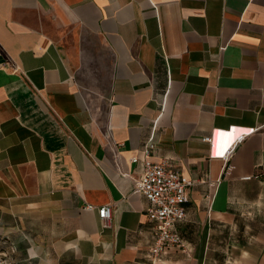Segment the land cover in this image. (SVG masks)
I'll return each mask as SVG.
<instances>
[{"label": "crops", "instance_id": "0c3cea01", "mask_svg": "<svg viewBox=\"0 0 264 264\" xmlns=\"http://www.w3.org/2000/svg\"><path fill=\"white\" fill-rule=\"evenodd\" d=\"M150 139L195 180L154 262ZM3 234L43 264H264V0H0Z\"/></svg>", "mask_w": 264, "mask_h": 264}, {"label": "built area", "instance_id": "2783aa9c", "mask_svg": "<svg viewBox=\"0 0 264 264\" xmlns=\"http://www.w3.org/2000/svg\"><path fill=\"white\" fill-rule=\"evenodd\" d=\"M211 141L210 135L202 137ZM154 146L150 139L145 143L142 157H134L133 162H141L142 173L137 182V189L148 199L147 217L153 222V239L149 248L152 262L172 247H184V242L175 230V223L185 219V203L188 201V189L195 180L188 179L172 167L167 159L154 161L149 154ZM86 207L96 208L103 223L107 224L112 214L110 203L99 206L87 203Z\"/></svg>", "mask_w": 264, "mask_h": 264}, {"label": "rangeland", "instance_id": "374dc122", "mask_svg": "<svg viewBox=\"0 0 264 264\" xmlns=\"http://www.w3.org/2000/svg\"><path fill=\"white\" fill-rule=\"evenodd\" d=\"M10 238H7L6 234L0 237V264H43V260L39 258L41 254L36 248L32 258L29 259Z\"/></svg>", "mask_w": 264, "mask_h": 264}]
</instances>
